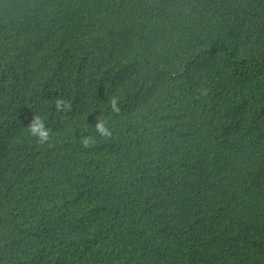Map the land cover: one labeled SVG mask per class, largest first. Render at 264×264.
Instances as JSON below:
<instances>
[{"label":"trees","instance_id":"16d2710c","mask_svg":"<svg viewBox=\"0 0 264 264\" xmlns=\"http://www.w3.org/2000/svg\"><path fill=\"white\" fill-rule=\"evenodd\" d=\"M0 264H264V0H0Z\"/></svg>","mask_w":264,"mask_h":264},{"label":"clouds","instance_id":"9594fccd","mask_svg":"<svg viewBox=\"0 0 264 264\" xmlns=\"http://www.w3.org/2000/svg\"><path fill=\"white\" fill-rule=\"evenodd\" d=\"M61 101H57V108L60 107ZM113 109L115 110V102L113 101ZM31 132L36 135L40 142L43 143L45 140L48 138V131L44 128L43 123L40 121L38 117L34 118V122L31 124ZM97 131L103 135V136H108L110 135V130L104 126L103 122H99L96 125ZM90 141L88 138H85L83 141V144L85 147L89 145Z\"/></svg>","mask_w":264,"mask_h":264}]
</instances>
